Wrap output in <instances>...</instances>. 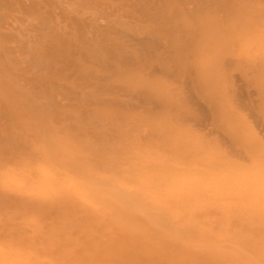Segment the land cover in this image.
<instances>
[{
	"label": "rangeland",
	"instance_id": "1",
	"mask_svg": "<svg viewBox=\"0 0 264 264\" xmlns=\"http://www.w3.org/2000/svg\"><path fill=\"white\" fill-rule=\"evenodd\" d=\"M263 166L264 0H0V264L91 262L123 234L81 193L116 184L151 243L264 264V189L221 174Z\"/></svg>",
	"mask_w": 264,
	"mask_h": 264
},
{
	"label": "bare ground",
	"instance_id": "2",
	"mask_svg": "<svg viewBox=\"0 0 264 264\" xmlns=\"http://www.w3.org/2000/svg\"><path fill=\"white\" fill-rule=\"evenodd\" d=\"M93 28V27H92ZM46 141V140H45ZM49 141V140H48ZM51 142V141H49ZM61 142V141H60ZM64 142V141H63ZM85 143V142H83ZM50 144V143H49ZM71 144V143H70ZM37 152V151H36ZM64 152V151H63ZM147 156V155H146ZM202 156V155H201ZM205 156V155H204ZM149 157V156H147ZM146 157V159H147ZM151 158V156H150ZM210 158V157H209ZM149 159V158H148ZM123 160V159H122ZM202 161V160H201ZM146 163V162H145ZM205 163V162H204ZM150 164H151V160H150ZM125 165V164H124ZM200 166V165H199ZM150 167V166H148ZM195 167V166H194ZM205 168H203V172L201 175H198L199 176V187L197 188H194V190H191L190 192H187L186 194H179L177 195L178 196V200L179 199H186L187 198H195L197 196H199L200 194L203 195V190L204 191H208V190H205L207 185H208V182L209 180H214L213 177L215 176H211V174L209 175H205L204 174V171L205 173H208L210 171H212L213 169H210L211 167H206L204 166ZM214 167V166H213ZM253 167V166H252ZM264 167V166H263ZM153 168V167H152ZM201 168V167H199ZM229 168V167H228ZM254 168V167H253ZM148 169V168H147ZM220 169V168H219ZM222 169V168H221ZM57 170V169H56ZM202 170V169H201ZM226 170V169H225ZM235 169L229 171L228 175L223 173V169L221 171V174H224L222 175L224 178H226V180L220 178L221 177V174H220V171H219V174L218 176L219 179L218 180H215V182H223L224 180V183H227L225 185H230V184H235L237 187H239V189L241 188H244L248 186H256L255 188L258 189H264V172L263 174L261 173H255L254 176H252V179H247L245 180L244 177H243V174L241 173H238V172H235L234 171ZM241 170V169H240ZM240 170H237V171H240ZM156 171V170H155ZM196 171V170H195ZM252 171V170H251ZM250 171V172H251ZM264 171V170H263ZM144 172V171H143ZM199 172V171H198ZM225 172V171H224ZM227 172V170H226ZM241 172V171H240ZM254 172V171H253ZM40 173H41V170H40ZM145 173V172H144ZM157 173V172H156ZM191 173V172H190ZM196 173V172H195ZM214 173V172H213ZM32 174V173H31ZM43 174V173H41ZM146 174V173H145ZM149 174V173H147ZM151 174V175H150ZM149 175H145V177L143 176V178H145V180L147 181H154L156 180V175L150 173ZM194 174V173H193ZM217 174V173H215ZM247 174H249L248 170H247ZM42 176V175H41ZM90 176V177H89ZM87 175V178L89 177L90 179L92 178L91 175ZM132 176V174H131ZM134 176V175H133ZM154 176V177H153ZM217 176V175H216ZM218 176L216 178H218ZM39 177V176H38ZM137 176H135L134 178H136ZM139 177V176H138ZM177 177H179V175H177ZM2 178V176H1ZM40 178V177H39ZM129 178V177H128ZM188 178V177H187ZM215 178V179H216ZM96 179V178H95ZM100 179V178H98ZM98 179L96 180V182L99 183ZM131 179V178H129ZM176 179V178H175ZM220 179H221V182H220ZM31 180V179H30ZM30 180H28V182H30ZM85 180H87L85 178ZM178 179H176L174 182H176ZM186 180V179H185ZM184 180V182H185ZM194 180V179H192ZM197 180V179H196ZM82 181V180H81ZM135 181H138L137 183H139V185L141 184V177L140 179L138 180H135ZM173 181V180H172ZM171 181V182H172ZM2 182V181H0ZM86 182V181H84ZM94 182V181H93ZM101 182V181H100ZM180 182H183V181H180ZM190 182V181H189ZM207 184H206V183ZM81 183V182H80ZM92 181L89 183V181L86 183L87 184H90V186H96V185H91ZM101 183H107L106 181H102ZM117 183V182H116ZM179 183V182H178ZM198 183V182H197ZM203 183L206 184L205 187L203 186ZM11 184V183H10ZM30 184V183H29ZM28 184V185H29ZM123 184V183H122ZM182 184V183H181ZM184 184V183H183ZM211 184H214V181L213 183ZM210 184V185H211ZM217 184V183H216ZM4 185H7V184H4ZM26 185V184H25ZM85 185V184H84ZM83 185V186H84ZM85 185V186H86ZM108 185V184H107ZM196 185V184H195ZM221 185V184H220ZM219 185V186H220ZM88 186V185H87ZM141 186V185H140ZM197 186V185H196ZM203 186V188L201 187ZM209 186V185H208ZM8 187V185H7ZM26 187V186H25ZM29 187V186H28ZM82 187V186H81ZM97 187V186H96ZM101 187V186H99ZM97 187V189L99 188ZM107 187V186H106ZM192 187V185H191ZM216 187V186H215ZM30 188V187H29ZM87 188V187H86ZM95 188V187H94ZM105 188V186H104ZM111 191H109V189ZM108 191L107 193H104L106 191H99V193L95 194V193H88V192H82L80 191L81 195H83L84 197L90 199L91 200H95L97 201L98 205H99V212H105L106 210L109 209V213L110 215H112V218H113V223H115L113 225V227H115V229L117 230L116 232L117 233H121L123 235H125L126 237H130L132 238V240L135 239V242H126L125 239H123V235L121 236V238H117V240H115L116 242L113 243V244H105L104 242H99V248H98V251L99 252H105V255L104 257H102V254L98 253L97 251V257H94L95 259H93L91 262L89 263H86V264H200V261L202 260V258L200 257V255L197 254L196 251H192L191 249H189V251L187 250H179V251H167L166 250V247H164L163 244L159 245V244H153L151 243L150 241H153L152 239V234H149V229H148V222H151L153 225H162L164 224L160 218V216H158L159 214L155 213V212H149L148 210H145L144 206H141V204L139 205L137 201V199H132V198H128L126 200L123 199V197H126V195H123V192H124V188L121 184H119V186L116 184V185H112L111 187H108ZM205 188V189H204ZM214 188V187H213ZM227 187H220L219 189L220 190H225ZM85 189V188H84ZM90 190V188H88ZM96 189V190H97ZM218 189V190H219ZM228 189V188H227ZM245 189V188H244ZM74 190V189H73ZM87 190V189H85ZM88 190V191H89ZM94 189H92L93 191ZM98 190H101V188H99ZM210 190V189H209ZM238 190V189H237ZM84 191V190H83ZM185 191V190H184ZM246 191V190H245ZM79 192V191H78ZM94 192H97L94 190ZM224 192V191H223ZM79 193V194H80ZM110 194V195H109ZM214 194V193H213ZM229 194V193H227ZM231 194V193H230ZM261 194V193H260ZM257 196L258 198L261 197V200L264 201V194H262L261 196ZM111 195L113 196L114 199L111 198ZM208 195V194H206ZM216 195V194H214ZM233 195V194H232ZM250 195V194H249ZM252 195V194H251ZM224 196V195H223ZM226 196V195H225ZM254 196V195H252ZM205 197H209V196H205ZM233 197V196H232ZM245 197V196H244ZM256 197V196H255ZM83 198V197H82ZM111 198V199H109ZM202 198V197H201ZM204 198V197H203ZM230 198V196H229ZM227 197V199H229ZM232 199V198H230ZM116 200V201H115ZM188 200V199H187ZM190 200V199H189ZM192 200V199H191ZM195 200V199H194ZM193 200V201H194ZM233 200H235V198L233 197ZM248 200V199H247ZM171 201V200H170ZM183 201V200H182ZM249 201V200H248ZM174 202V201H172ZM184 202H186V200H184ZM95 203V202H94ZM187 203V202H186ZM196 203V202H195ZM215 204V202H213ZM258 203V202H257ZM38 204V203H37ZM180 204V203H179ZM178 204V205H179ZM182 204V203H181ZM200 204V203H198ZM95 205V204H94ZM170 205V204H169ZM177 206V204H176ZM175 206V207H176ZM178 207V206H177ZM182 207V205H181ZM186 207V206H185ZM173 209V208H172ZM238 211V209H237ZM189 214V213H188ZM197 215V214H196ZM101 217L103 216H100V220H101ZM110 217V216H108ZM162 217V216H161ZM173 217V216H171ZM181 217V216H180ZM24 219V218H23ZM147 221V223H146ZM165 221V220H164ZM178 222V221H177ZM167 224L169 222H166ZM182 224V223H181ZM180 224V225H181ZM186 224V223H185ZM155 227V228H156ZM165 228V227H164ZM166 229V228H165ZM32 232V231H31ZM171 232V231H169ZM174 232V230H173ZM182 232V230H181ZM165 233V232H164ZM175 233V232H174ZM174 233H171L173 235H171V237H175L176 239H183V241H185L187 243V245H191V247H195L194 244L191 243V240L192 238L189 237V235L185 234L186 236V239H185V236L184 233L183 235L181 236L180 234H174ZM180 233V232H179ZM248 238L245 239V236L243 235L241 237V240L240 242L242 243V245L244 246V248L246 249H249V250H252L251 248H253V244H251V239L249 238V235H247ZM225 238V237H224ZM243 238V239H242ZM159 239V238H158ZM174 239V238H173ZM114 240V239H113ZM179 241V240H178ZM180 242V241H179ZM184 242V243H185ZM239 242V241H238ZM112 243V242H111ZM189 243V244H188ZM191 243V244H190ZM202 244H196V246H200ZM106 246V247H105ZM206 246V245H205ZM210 246V245H209ZM229 246H232V245H229ZM7 246H5L4 248H6ZM212 247V246H211ZM210 247V248H211ZM233 247V246H232ZM205 248V247H204ZM221 248V247H220ZM235 248V247H234ZM11 249V248H10ZM237 249V248H236ZM5 250V249H4ZM207 250V249H206ZM223 250V249H222ZM232 250V249H231ZM15 251V250H13ZM205 251V250H204ZM235 251V250H234ZM240 251V250H239ZM239 251H236L237 253ZM6 252V250H5ZM11 252V251H10ZM27 252V251H26ZM224 252V251H223ZM226 252V251H225ZM250 252V251H249ZM13 253V252H12ZM23 253V252H22ZM9 254V253H8ZM16 254V253H15ZM20 254V253H19ZM27 253H25L24 255L26 256ZM51 254V253H49ZM53 254V252H52ZM127 254H130L131 257H129L128 259H126V255ZM241 253L239 252L238 255L241 257V258H244L246 259V261L250 264H257V260H254L252 259L251 256H246L244 257L243 255L241 256L240 255ZM257 254V252H256ZM3 255V254H1ZM14 255V254H13ZM33 255V254H32ZM205 255V254H204ZM24 256V257H25ZM34 256V255H33ZM47 256V255H46ZM8 257V256H7ZM15 256H13L14 258ZM21 257V255H20ZM30 257V255H29ZM36 257V256H35ZM38 257V256H37ZM54 257V256H53ZM207 257L209 258L210 255H207ZM31 258V257H30ZM8 259V258H7ZM18 259V258H17ZM20 259V258H19ZM24 259V258H23ZM21 259L19 262L23 263V261H28V255H27V258L26 259ZM57 259V258H56ZM222 259V258H221ZM218 259V260H214V263L216 264H233L231 262H227L225 263L224 262V259ZM1 260V258H0ZM6 260V259H5ZM16 260V259H15ZM13 260V261H15ZM30 260V259H29ZM34 260V259H33ZM36 260V259H35ZM254 260V261H253ZM262 261V259H260ZM12 260H10V263H11ZM17 261V260H16ZM14 262V263H19V262ZM26 261L24 262V264L26 263ZM37 261V260H36ZM35 261V262H36ZM50 261V260H49ZM207 261V260H206ZM264 261V260H263ZM262 261V262H263ZM4 262V261H3ZM1 262V263H3ZM51 262V261H50ZM49 262V263H50ZM52 262H54L52 260ZM222 262V263H221ZM13 263V262H12ZM44 263V262H43ZM47 263V262H46ZM45 263V264H46ZM55 264L58 263L57 262H54ZM264 263V262H263ZM38 264V263H37ZM60 264V263H58ZM72 264H85V261L83 262H80V260L72 263ZM205 264V263H204ZM235 264V263H234Z\"/></svg>",
	"mask_w": 264,
	"mask_h": 264
}]
</instances>
